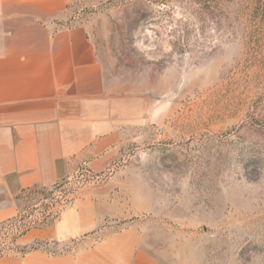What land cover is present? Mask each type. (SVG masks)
<instances>
[{
	"label": "rangeland",
	"instance_id": "1",
	"mask_svg": "<svg viewBox=\"0 0 264 264\" xmlns=\"http://www.w3.org/2000/svg\"><path fill=\"white\" fill-rule=\"evenodd\" d=\"M161 1L75 0L55 21L87 29L126 118L121 156L94 175L79 165L58 195L70 205L92 191L111 208L93 239L137 226L185 264H264V18L230 4L232 35L181 51L164 18L183 12Z\"/></svg>",
	"mask_w": 264,
	"mask_h": 264
},
{
	"label": "crops",
	"instance_id": "2",
	"mask_svg": "<svg viewBox=\"0 0 264 264\" xmlns=\"http://www.w3.org/2000/svg\"><path fill=\"white\" fill-rule=\"evenodd\" d=\"M74 1L0 0V221L19 212L24 189L53 185L79 165L102 172L121 156L126 118L113 116L111 87L87 29L55 27ZM110 214L90 191L55 223L17 241L29 247L78 240L75 249L51 253L41 245L0 264H185L137 226L87 236Z\"/></svg>",
	"mask_w": 264,
	"mask_h": 264
},
{
	"label": "trees",
	"instance_id": "3",
	"mask_svg": "<svg viewBox=\"0 0 264 264\" xmlns=\"http://www.w3.org/2000/svg\"><path fill=\"white\" fill-rule=\"evenodd\" d=\"M238 2L247 6L244 14L254 17L260 15L264 18V0H162L159 6L160 12H166L167 7H170L173 13L178 9L183 12L181 18L168 15L169 18L164 19L170 24L173 45L181 51H190L211 48L215 45V39L229 33L232 17L227 8L230 4ZM250 6L255 8L249 9ZM229 35H232V32ZM68 183L69 179L64 178L50 186L29 187L18 195L17 198H21L24 194L31 202L21 208L15 216L0 221V258L7 254H24L39 248L40 242H35L29 247L19 246L18 238L33 228L51 225L59 219L68 204V200L62 199L67 194ZM58 192L64 195L60 198ZM35 211L41 212V215L33 219Z\"/></svg>",
	"mask_w": 264,
	"mask_h": 264
},
{
	"label": "built area",
	"instance_id": "4",
	"mask_svg": "<svg viewBox=\"0 0 264 264\" xmlns=\"http://www.w3.org/2000/svg\"><path fill=\"white\" fill-rule=\"evenodd\" d=\"M89 173H92V175H94V174H93V171H91V170L89 171ZM94 173H95V172H94ZM96 177H99V176H96Z\"/></svg>",
	"mask_w": 264,
	"mask_h": 264
}]
</instances>
